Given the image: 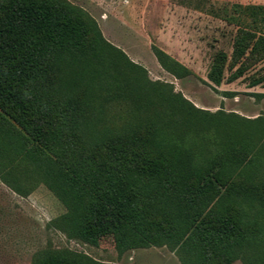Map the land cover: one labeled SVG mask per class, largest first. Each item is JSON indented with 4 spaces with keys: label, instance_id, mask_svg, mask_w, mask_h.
Masks as SVG:
<instances>
[{
    "label": "trees",
    "instance_id": "obj_1",
    "mask_svg": "<svg viewBox=\"0 0 264 264\" xmlns=\"http://www.w3.org/2000/svg\"><path fill=\"white\" fill-rule=\"evenodd\" d=\"M232 10L229 65L218 51L207 74L217 86L264 60V5ZM102 98L129 104L122 129L100 126ZM263 147L264 118L195 108L69 1L0 0V181L22 197L45 185L66 208L50 226L69 239L169 245L182 264H264ZM33 264L94 263L47 250Z\"/></svg>",
    "mask_w": 264,
    "mask_h": 264
},
{
    "label": "rangeland",
    "instance_id": "obj_2",
    "mask_svg": "<svg viewBox=\"0 0 264 264\" xmlns=\"http://www.w3.org/2000/svg\"><path fill=\"white\" fill-rule=\"evenodd\" d=\"M67 1L85 11L104 39L143 68L149 80L169 85L195 108L215 115L264 118V86H249L253 73L264 75V60L233 82L226 81L228 71L219 86L207 77L216 52L223 51L229 65L237 32V25L228 21L236 16L232 6L264 5V0ZM156 50L169 57L172 62L165 60L166 65L175 73L163 69ZM98 102L95 112L102 118L100 126L122 129L128 123V103L103 98ZM261 157L258 177H264L263 153ZM65 212L63 203L45 185L22 197L0 181V264H33L47 250H70L94 264H182L177 250L169 245L120 251L110 235L96 246L69 239L50 226ZM233 264L244 263L238 259Z\"/></svg>",
    "mask_w": 264,
    "mask_h": 264
}]
</instances>
